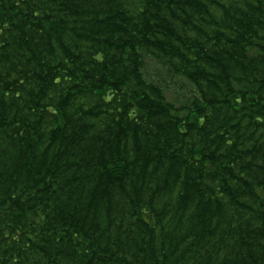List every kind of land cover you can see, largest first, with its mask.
Listing matches in <instances>:
<instances>
[{"label":"trees","instance_id":"trees-1","mask_svg":"<svg viewBox=\"0 0 264 264\" xmlns=\"http://www.w3.org/2000/svg\"><path fill=\"white\" fill-rule=\"evenodd\" d=\"M0 264H264V0H0Z\"/></svg>","mask_w":264,"mask_h":264},{"label":"rangeland","instance_id":"rangeland-1","mask_svg":"<svg viewBox=\"0 0 264 264\" xmlns=\"http://www.w3.org/2000/svg\"><path fill=\"white\" fill-rule=\"evenodd\" d=\"M169 97L177 100L176 102H184L187 98L185 97L187 94H189V91L185 92V88L182 86L185 84H179L175 83L174 81H169ZM190 95V94H189Z\"/></svg>","mask_w":264,"mask_h":264}]
</instances>
